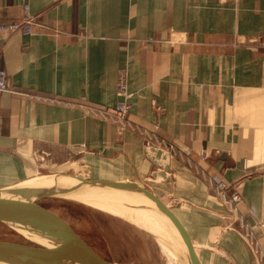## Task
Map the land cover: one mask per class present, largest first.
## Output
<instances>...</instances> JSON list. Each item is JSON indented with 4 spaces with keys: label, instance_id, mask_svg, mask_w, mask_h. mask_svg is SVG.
<instances>
[{
    "label": "crops",
    "instance_id": "obj_1",
    "mask_svg": "<svg viewBox=\"0 0 264 264\" xmlns=\"http://www.w3.org/2000/svg\"><path fill=\"white\" fill-rule=\"evenodd\" d=\"M26 15L31 33L0 30V187L76 169L147 181L205 264H257L205 170L237 183L264 264V0H0V20ZM123 68L134 128L120 129L85 109L123 99ZM146 132L176 150L156 146L169 182L151 180Z\"/></svg>",
    "mask_w": 264,
    "mask_h": 264
},
{
    "label": "water",
    "instance_id": "obj_2",
    "mask_svg": "<svg viewBox=\"0 0 264 264\" xmlns=\"http://www.w3.org/2000/svg\"><path fill=\"white\" fill-rule=\"evenodd\" d=\"M145 151L146 156L158 166L151 173V180L169 182V152L152 145L145 146ZM124 194L127 199L133 194L142 196L143 202L136 207L147 208L165 218L170 230L176 233L179 245L132 217L115 212L112 197L117 199ZM52 198L78 200L99 208H107L105 204L111 205L108 211L128 220L173 253L179 255L182 252L181 264H205L200 246L178 211V203L158 193L147 181L91 178L78 174L77 169L71 173H43L0 187V222L27 240L14 242L0 239V264H134L113 260L100 253L69 219L46 205L45 200ZM122 204L133 206L131 202L124 201ZM235 230L244 238L256 263L260 264L250 240Z\"/></svg>",
    "mask_w": 264,
    "mask_h": 264
},
{
    "label": "rangeland",
    "instance_id": "obj_3",
    "mask_svg": "<svg viewBox=\"0 0 264 264\" xmlns=\"http://www.w3.org/2000/svg\"><path fill=\"white\" fill-rule=\"evenodd\" d=\"M126 197L127 195L124 194L122 196L124 200L120 201L127 202ZM45 203L69 219L100 253L113 260L134 264H181L180 256L181 258L184 256L182 252H179V255L176 253V255L168 247L128 220L108 211V208H99L96 205L63 198L47 199ZM114 210L132 217L153 232L163 236L166 234L164 228L153 217H150V220L139 221L133 211ZM170 238L179 245L175 233L172 232ZM0 239L27 242L23 236L1 222Z\"/></svg>",
    "mask_w": 264,
    "mask_h": 264
},
{
    "label": "built area",
    "instance_id": "obj_4",
    "mask_svg": "<svg viewBox=\"0 0 264 264\" xmlns=\"http://www.w3.org/2000/svg\"><path fill=\"white\" fill-rule=\"evenodd\" d=\"M27 6H25L24 10L26 11ZM38 24L35 16L26 15L20 18H9L6 20H0V30H6L9 32H23V33H31L33 31V25ZM2 77L0 76V81ZM127 86H128V77L127 72L123 68L118 72L117 79V93L123 98L116 105L106 108L96 107V106H88L86 107V112L90 113L93 116H97L99 118L109 120L117 125L120 129L122 128H134V124L128 119V103L125 101L127 96ZM10 90L4 81L0 82V90ZM146 134L145 145H154L152 141V136L149 133ZM155 145L164 147L170 152L176 153L174 146H169L163 140H157L155 138ZM189 156V154H188ZM201 160H205L204 156H201ZM202 175L208 180L209 185L216 191L218 196L220 197L223 204L226 205L229 215L230 221L228 222V227H235L233 222L240 223L245 228V232L243 233L252 243V245L256 250V245L252 242L251 236L248 234L249 226L245 219V215L239 212L238 205L242 200L240 191L238 189V185L236 182H228L220 177L218 174H209L205 173V170H201ZM258 254V253H257ZM259 256V255H258Z\"/></svg>",
    "mask_w": 264,
    "mask_h": 264
},
{
    "label": "bare ground",
    "instance_id": "obj_5",
    "mask_svg": "<svg viewBox=\"0 0 264 264\" xmlns=\"http://www.w3.org/2000/svg\"><path fill=\"white\" fill-rule=\"evenodd\" d=\"M112 200L115 203L113 206L115 207L116 210L122 211V212L133 211V212H135L134 214H136V216H137L136 218L139 221L140 220H150V217L155 218L158 221V223L164 228V230L166 232V234H164V236L166 237V235H167V238H170L173 230L172 231L170 230V225L165 218H163L159 214L152 212L151 210H149L147 208L136 207V206H138L137 204H140L141 202H143V198L141 196L133 194L132 196H130V198H128L126 200L127 202L133 203V206L135 205L134 207L133 206L130 207V206H126V205L122 204V201H120V200H124V199H122V196L117 197V199H115V197H112ZM89 201L95 202V201H93V199H90ZM94 204H96V203H94ZM97 204H100V206H102L101 202L100 203L98 202ZM105 206L107 208H109L111 205L105 204ZM175 235H176V233H175Z\"/></svg>",
    "mask_w": 264,
    "mask_h": 264
}]
</instances>
